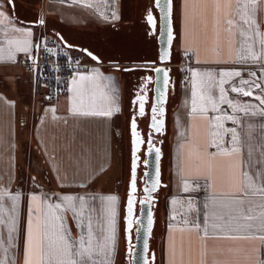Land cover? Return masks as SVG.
Returning a JSON list of instances; mask_svg holds the SVG:
<instances>
[{
  "label": "crops",
  "instance_id": "obj_1",
  "mask_svg": "<svg viewBox=\"0 0 264 264\" xmlns=\"http://www.w3.org/2000/svg\"><path fill=\"white\" fill-rule=\"evenodd\" d=\"M12 1L13 7L0 0V12L4 14L0 16V219L4 221L0 223V261L25 264L30 217L35 227L48 218V204L61 203L65 196L77 198V203L78 198H83L84 217L91 216L93 236L103 243L109 234L107 198L116 197L115 245L109 259L110 264H119L126 177L121 126L127 119L126 104H129L125 72L132 73L127 69L140 66L149 69L158 60V38L151 33L147 13L155 0H132L130 19L126 18L124 0H45L42 9L28 5L25 0ZM173 1L174 45L177 43L179 49L173 45L170 67L182 79V87L177 80L175 102L169 111L158 264H264V239L259 238L260 234L229 238L226 231L219 233L210 227L213 221L206 220L209 209L204 207L206 203L211 206L213 199L219 204L243 190L246 149L240 155H217L210 160L208 154L218 151L210 146L213 139L210 121L222 113L234 115L239 123L223 121L224 128H235L242 143L249 133L253 142L256 137L264 138V115L260 114L264 105L255 98L264 97V60H238L242 38L237 27L229 31L228 19L237 18L229 16L224 0H220L219 11L216 0ZM234 10L235 0L233 13ZM258 22L264 36V15ZM52 36L89 50L101 64L88 58V63L93 62L91 67L75 74L68 94L49 102L33 94L32 75L18 59L30 51L35 41ZM259 39L256 38L257 48ZM9 40L27 41V51L17 50L18 46L10 45ZM19 47L25 45L21 43ZM142 56L147 60L137 62ZM122 71L125 74L118 75ZM223 71L241 72L239 77H225L229 81L224 85L227 98L253 106L256 115L234 111L226 103L219 105L220 112L209 108L207 113H192V94L196 90L193 73H212L218 80ZM82 75L93 79L81 82ZM242 80L254 83L241 85ZM233 86H242L253 95L233 93L230 90ZM214 91L218 99L219 89ZM117 106L119 111L111 116L83 114ZM224 139L227 141L229 137ZM34 195L39 200H32ZM13 196L19 197L15 212ZM12 216L16 220L14 233L9 232ZM63 218L71 237L79 240L82 229L73 212H64ZM83 231L86 234V229ZM153 236L156 238L155 232Z\"/></svg>",
  "mask_w": 264,
  "mask_h": 264
},
{
  "label": "snow or ice",
  "instance_id": "obj_2",
  "mask_svg": "<svg viewBox=\"0 0 264 264\" xmlns=\"http://www.w3.org/2000/svg\"><path fill=\"white\" fill-rule=\"evenodd\" d=\"M159 6L161 0H155ZM167 6L171 3V0H163ZM221 7L220 0H216V8L219 11ZM224 7L228 9L229 16L235 15L236 20L229 18L227 23L229 25V31L232 27L238 28V34L242 38L239 44L238 60L240 62H258L264 60V36L260 32V25L258 18L264 15V0H235V10L233 13V0H224ZM4 14L0 12V16ZM149 22L152 23L153 18L149 16ZM41 23L43 21L41 20ZM19 31V29H15ZM31 35V33H27ZM260 37L258 43L259 48L256 47V38ZM11 45L15 43L19 51H27V41L21 42L19 40H9ZM23 43L25 47L21 48L19 45ZM89 55H91L89 53ZM96 59V57H92ZM168 58V53L165 52L161 57L162 60ZM157 72L162 71L156 69ZM99 75L98 73L96 74ZM251 76H255V73H250ZM241 72L239 71H223L220 73V78L216 80L212 73L200 72L193 73V87L196 89L193 92L192 99V113L197 111L201 113H207L209 108L214 112H220L219 105L227 104L234 111H243L245 114L251 112L252 115H256V111L251 105H242L236 101L227 98V93L224 85L229 81L225 77H239ZM93 77L80 76L81 82L91 80ZM254 83L253 81L242 80L241 85ZM76 84V81H73ZM167 73H165L164 86L167 87ZM260 87L259 84L255 85ZM219 89L218 99L215 96V89ZM75 90V89H74ZM233 93L242 94L243 96H252V91H246L242 86H233L230 89ZM260 101L261 105H264V97H255ZM144 100L145 97H140L139 112L140 115L144 114ZM199 101V107L197 104ZM119 111V107H110L106 111L100 112H85L83 114L93 115H105L111 116L113 112ZM73 112H76L75 101ZM260 114L264 115V108L260 109ZM162 115V112L157 108L152 109V127L156 131H162L163 121L158 120L157 116ZM223 121H231L234 124H238L239 121L234 115H228L222 113L217 115L210 121L212 128L211 135L213 137L210 146L216 148V153H209V159L214 160L217 155L223 156H236L240 155L242 151L246 149V159L243 161L247 165L242 171L243 190L240 195H229L221 203H217L215 199L212 200L211 206L205 204V209H209L206 220L213 221L210 227L214 230H218L219 233L227 232L229 238H247L250 235H259V238L264 239V138L256 137L255 142L249 138L247 134L243 143L241 142L240 133L235 128H224ZM136 125L133 121V132L137 136V149H139L142 140L139 134L135 131ZM228 136L229 139L225 141L224 137ZM262 136H264V130H262ZM227 143L228 147H222ZM158 154L159 149H155ZM151 154V153H150ZM158 180L153 183L151 188H145L144 191L149 193L145 197L148 201L151 199V192H154L158 185ZM188 184H185V190H188ZM132 197L128 201V228L132 226V213L134 194L136 192V183L133 178L131 182ZM255 198V199H254ZM61 203L48 204L49 216L46 220L39 222L35 227L30 217L27 230L26 241V253L25 264H110L109 255L114 250L115 245V208L116 197H108V205L106 211L109 215V234L104 237V242L100 243L93 236V225L91 216L84 217V200L71 196H65ZM14 201L12 210L15 212L16 204L19 197L13 196ZM32 200H39L38 196H33ZM66 202V203H64ZM72 211L73 217L76 223L81 227L82 234L79 240L71 237L70 231L64 225L63 213L66 211ZM60 213V214H57ZM175 217H173L174 219ZM85 219L87 222H85ZM218 221V222H216ZM4 221L0 219V223ZM152 221L149 219V225ZM199 227V225H197ZM86 229V234L84 233ZM16 230L15 216L11 217V226L9 228L10 233H14ZM243 234V235H232ZM204 236H208V228L204 229ZM10 238H12L10 236ZM130 239V238H129ZM103 257V259H101ZM0 264H4L0 261Z\"/></svg>",
  "mask_w": 264,
  "mask_h": 264
},
{
  "label": "water",
  "instance_id": "obj_3",
  "mask_svg": "<svg viewBox=\"0 0 264 264\" xmlns=\"http://www.w3.org/2000/svg\"><path fill=\"white\" fill-rule=\"evenodd\" d=\"M10 3V5L13 7V1L12 0H6ZM155 8L159 10L160 13V34L158 36V43H159V59H158V65L153 69L154 75H153V83L155 84L154 87V100L155 105L157 106L158 110L162 112V115H158L157 119L163 121V129L162 131H156L151 125H152V117L150 121V131L153 132L155 135L158 134H165L166 132V126H167V102L169 97V90L175 89V79H173L171 75V67H168L172 62V53H173V45L175 42V29H174V1L171 0V3L167 6L164 4L163 0H161V4L158 6L155 2ZM150 16L153 18L152 23L149 22V25L152 29V31L156 30L157 27V19L152 14ZM149 20V17H148ZM59 41L69 50H74L77 52L82 53L87 58L91 59L92 61L101 64V60L91 53L87 49H82L80 47H75L67 43L62 37H58ZM168 53V58L165 60H162L161 57L164 55V53ZM89 53L91 55H89ZM96 57V59H93L92 57ZM134 68L127 69V70H133ZM156 69H161L162 71L157 72ZM165 73H167V80L168 84L167 87L164 86V79H165ZM133 121L135 119L133 118ZM133 121L131 123V135H132V165H131V181L129 185V192H128V198L126 203V216H125V224H126V237H127V253L131 254V258L134 262V264H155L156 262V253L154 251H151V240L153 238L154 229L156 226V208L159 199L155 197V194H157L161 188H165L166 184L162 181V161H163V149L162 144L159 145L152 144V141L149 140L148 142V148L145 152V161L142 163V165L145 167L144 171V178L142 181L145 182L143 190L147 188H151L153 183H156L158 180L157 188L154 192H151V199L146 201L145 197L149 195V193H146L144 200L138 202L140 209L137 212V196L134 195V203H133V213H132V226L129 230L128 228V210L127 205L129 199L132 197V191H131V182L133 178L135 179L136 183V192L138 190L137 188V175H138V168L140 167V161L141 157L139 156V153L142 151L143 145L145 143L143 139V135L140 130H138V123L135 121V131L139 134L140 139L142 140V143L139 145V149H137V136L133 132ZM152 144V145H151ZM155 149H159V153L157 154L155 152ZM151 153V154H150ZM135 192V193H136ZM149 219H151L152 223L149 225ZM132 231L135 233V239L132 238ZM130 238V239H129Z\"/></svg>",
  "mask_w": 264,
  "mask_h": 264
},
{
  "label": "built area",
  "instance_id": "obj_4",
  "mask_svg": "<svg viewBox=\"0 0 264 264\" xmlns=\"http://www.w3.org/2000/svg\"><path fill=\"white\" fill-rule=\"evenodd\" d=\"M18 63L32 75L33 94L53 102L66 96L75 74L90 68L93 62L72 54L59 39H39L29 52L19 56Z\"/></svg>",
  "mask_w": 264,
  "mask_h": 264
},
{
  "label": "rangeland",
  "instance_id": "obj_5",
  "mask_svg": "<svg viewBox=\"0 0 264 264\" xmlns=\"http://www.w3.org/2000/svg\"><path fill=\"white\" fill-rule=\"evenodd\" d=\"M132 0H124V5L125 8L124 10H126L127 14H126V18L130 19L133 17V6H132ZM25 2L32 6V7H37L38 9H42L45 3V0H25ZM51 40H54L56 38H54L53 36L50 37ZM175 49H179V45L177 43H175L174 45ZM72 54L80 56L81 58H83L85 61H89V59L87 57H85L82 53L74 51V50H69ZM144 56H142L139 60H137V62L141 63L144 62L145 58H143ZM123 59H121L122 61ZM170 67V65H169ZM172 68V67H171ZM135 70V69H134ZM132 70V71H134ZM87 71V70H86ZM131 71V72H132ZM126 73V74H125ZM118 72V75L120 74H125V83H126V79H130V77L132 76V73L129 72ZM171 75L173 78H177V80H179L178 82H180V87H182V79L177 76V72L176 70L174 71V69H171ZM124 99V98H123ZM124 102V100L122 101ZM129 104H126V113H127V119L124 120V122L122 123L121 126V135H122V140H123V147H124V156H125V163H126V177H125V187H124V192L125 194L123 195V199H122V210H121V222H120V247H119V255H118V261L119 264H123L124 263V256L127 253L128 247H127V237H126V224H125V216H126V203H127V198H128V192H129V185H130V181H131V165H132V135H131V123L133 121V118L135 119V121L138 123V130L141 131L142 135H143V139L146 143L144 134L142 132V130L139 128V122L136 120L135 117H133L132 119H130V115H129ZM122 119H124V112L122 110ZM168 133H169V127H168ZM168 137V136H167ZM167 137L165 139V142L167 140ZM144 143V145H145ZM143 145V147H144ZM165 147V144H164ZM163 149V154L165 155L164 151L165 148ZM143 152V148L142 151L139 153V156L141 157V161H140V167L142 166V154ZM164 159V157H163ZM165 165V166H164ZM138 168V175H137V192L134 194L135 196H137L138 198V192H139V187L141 185L140 182V177L142 175V169ZM167 162L165 163L164 161H162V181L163 183H166L167 180ZM166 194V190L165 188H161L158 198V204H157V208H156V223H157V229H154V232L156 233V238L153 236L152 240H151V251H154L156 253V262L155 264H158V252H159V248H160V243H159V238H160V232H161V220H162V214L164 212V197ZM138 199H137V212H138ZM154 235V233H153ZM134 237V231H132V238Z\"/></svg>",
  "mask_w": 264,
  "mask_h": 264
},
{
  "label": "flooded vegetation",
  "instance_id": "obj_6",
  "mask_svg": "<svg viewBox=\"0 0 264 264\" xmlns=\"http://www.w3.org/2000/svg\"><path fill=\"white\" fill-rule=\"evenodd\" d=\"M148 14L150 13H154L157 19V27L155 31H152L151 33L153 35H156L157 38L160 34V13L159 10L155 8V1L153 3V5L149 8ZM159 59V57H158ZM158 60L156 61L155 64L151 65L148 68H143L142 66L140 67H136V69L134 71H132V76L130 77V79H127V96L129 97V115H130V119H132L133 117L136 118V120L139 122V128L142 130L146 143L143 147V156H142V162L143 163L145 161V152L148 148V142L149 140L152 141V144L155 145H159L160 143L162 144V148L164 147V144H166L165 139L168 136V122H169V111L170 109L173 107L174 102H175V89H176V85H177V78H173L175 79V89H170L169 90V97H168V102H167V126H166V132L165 134L161 135H155L153 132L150 131L149 125H150V121H151V117H152V109L153 108H157V106L155 105V100H154V96H155V92H154V87L155 84L153 83V69L155 67H157L158 65ZM145 97L144 100V114L140 115L139 112V106H140V97ZM158 109V108H157ZM151 144V145H152ZM165 148V147H164ZM142 169V175L140 177V182L141 185L139 187V192H138V202L144 200V196H145V192L143 190L144 184L145 182L142 181V179L144 178V171H145V167L142 165L140 167ZM160 192V191H159ZM159 192L157 194H155V197L158 198ZM159 199V198H158ZM140 209V206L138 207V211ZM133 239H135V233H134V237ZM123 264H134L132 258H131V254L126 253V255L124 256V263Z\"/></svg>",
  "mask_w": 264,
  "mask_h": 264
}]
</instances>
